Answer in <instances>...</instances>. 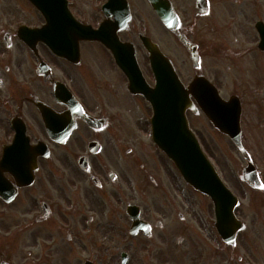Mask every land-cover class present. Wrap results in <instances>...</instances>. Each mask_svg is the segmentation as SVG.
<instances>
[{
	"label": "flooded vegetation",
	"instance_id": "obj_1",
	"mask_svg": "<svg viewBox=\"0 0 264 264\" xmlns=\"http://www.w3.org/2000/svg\"><path fill=\"white\" fill-rule=\"evenodd\" d=\"M168 1L178 32L196 45L199 57L211 46L197 41L181 21L221 17L219 12L228 21L231 38L214 47L226 51L232 67L227 96L241 102V141L262 187L243 181L246 161L229 137L216 131L227 147H215L239 193L250 196L255 217L248 221L242 209L236 212L239 205L235 215L244 229L234 243L224 241L211 202L207 213L196 203L207 197L192 189L187 197L185 183L151 143L141 119L151 109L128 91L111 52L79 41L76 50L57 55L30 32L45 22L29 0H0V161H8L0 179L6 196L13 195L10 202L0 198V264H264V169L258 167L264 162V129L242 126L247 101H260L264 114V37L255 27L264 25V0ZM65 13L93 28L105 24L130 44L151 83L139 40L144 35L154 41L147 0H65ZM249 58L253 69L247 72ZM39 145L44 151L36 150ZM26 157L33 161V181L19 187V164ZM248 223L259 225L263 235L251 239Z\"/></svg>",
	"mask_w": 264,
	"mask_h": 264
},
{
	"label": "water",
	"instance_id": "obj_2",
	"mask_svg": "<svg viewBox=\"0 0 264 264\" xmlns=\"http://www.w3.org/2000/svg\"><path fill=\"white\" fill-rule=\"evenodd\" d=\"M31 1L41 10L43 7H47L43 0ZM149 2L162 23L168 29L175 30L178 21L170 5H168V1L149 0ZM49 11L56 12L54 8ZM46 20L48 25L45 30L43 29L45 35L38 36V38L59 54L67 53L65 45L71 43V39H74L73 46H76L79 40L101 41L112 51L117 64L129 79V90L132 93L143 95L153 108L152 133L155 144L173 161L189 185L211 198L218 214L219 233L223 239L232 242L237 231L243 227L233 215L237 200L222 183L215 169L202 152L188 126L185 112L187 109L195 112L190 99L192 96L214 127L230 136L240 150H243L240 144L241 107L239 101L237 99L223 101L215 88L203 77H196L188 86H184L179 81L171 62L147 37L141 36L140 38L149 54L151 68L155 75L156 84L154 88L145 83L133 55L128 57L127 51L129 50L119 43L114 33L106 40L104 31L101 29L93 30L89 26L80 25L72 17L67 18V21L60 18L57 21L51 18ZM66 22H68V26H66ZM50 23H55L60 29L66 28L68 33L62 35L46 34L49 32ZM259 30L264 37V27H260ZM178 38L188 49L194 66H197L198 56L194 46L190 45L180 35ZM3 166L0 167V170ZM20 166L30 168L32 161L28 162L26 158ZM30 177L26 184L30 183L32 176ZM245 180L252 186L258 185L250 162L245 171ZM3 190L4 185L0 180V195H3Z\"/></svg>",
	"mask_w": 264,
	"mask_h": 264
},
{
	"label": "rangeland",
	"instance_id": "obj_3",
	"mask_svg": "<svg viewBox=\"0 0 264 264\" xmlns=\"http://www.w3.org/2000/svg\"><path fill=\"white\" fill-rule=\"evenodd\" d=\"M91 1L95 2L96 0ZM219 14L222 17V13L219 12ZM152 15V27L149 30L150 26H148L147 30L149 31L150 36L160 45L165 54H167L173 60L176 71L180 78L185 83H187L194 77L196 72H201L207 77L212 78L213 81L216 80L221 95L226 98L227 94L230 92L229 82L231 78L232 67L229 68L230 63L228 62L226 51L215 49L214 46L218 44L225 45L227 44L225 42L228 41L229 37L231 38L229 30L230 28L226 25L228 21L225 19H223L224 21H221L222 18L216 16L215 14L211 15V19L203 18L195 20L194 18L188 17L190 18L189 20L181 21V24L188 28L190 34H192L197 41L211 46L210 50H204L201 52L200 68L198 70H194L186 50L180 45L178 41H176L174 37H168L165 35L164 28L161 26L160 21L154 14ZM136 43L138 44V42ZM251 60L252 59L249 58V63H247L248 66L245 69L247 72L253 69ZM263 89L264 88H262V91H264ZM260 100H262L261 105L262 108H264V96H262ZM246 103L249 105L246 106L243 113V128L246 130H255L258 128H256V126L260 124V126L262 125L264 129V114L261 113L260 101L257 104L258 107L256 106L255 101V104H252V101H247ZM149 113V111H144L141 115V119L146 118L147 120V118L150 116ZM258 116L259 118H256ZM187 117L190 127L199 138L202 149L213 162V164L216 163L218 165L217 169L225 183L231 186L235 194L239 196L240 207L236 212L242 209L247 215L248 221L249 219L252 220L253 217H255V214L252 213L254 204H252L253 202L250 201V196H248L246 193H239V187L236 185V182L233 181L230 171H227L225 160L222 159L221 156L217 155V148L215 147L216 143L219 147L224 148L225 150L227 147V139L216 133V130L200 111L197 114L187 113ZM148 124L149 122H147L146 127ZM260 140L263 141V139H259V142ZM258 167H260V169H264V162L258 163ZM183 191L187 197L190 198L193 196L189 187L183 186ZM196 203L202 205L205 212L208 213V200L197 198ZM247 205L251 206L247 207ZM261 215L264 221V202L261 207ZM247 233L249 234L250 238L253 239V237L262 236L263 229L257 224L251 225L248 223V228L245 234Z\"/></svg>",
	"mask_w": 264,
	"mask_h": 264
}]
</instances>
